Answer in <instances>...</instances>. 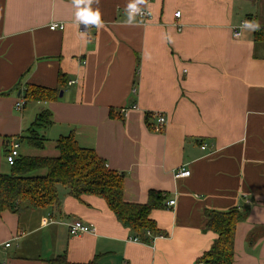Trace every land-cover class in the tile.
Wrapping results in <instances>:
<instances>
[{"label":"crops","instance_id":"obj_1","mask_svg":"<svg viewBox=\"0 0 264 264\" xmlns=\"http://www.w3.org/2000/svg\"><path fill=\"white\" fill-rule=\"evenodd\" d=\"M128 3H93L104 25L97 29L76 21L72 0H0V174L7 144L49 110L41 153L53 156L36 157H57L55 142L73 135L124 175L127 202L146 204L152 190L167 196L151 214L167 235L137 242L103 199L78 201L58 186V208L0 213V264L62 255L71 263L196 264L216 238L205 212L230 210L243 215L233 264H264V40L242 30L234 37L245 20L264 33V0H147L152 19L133 24ZM59 74L66 84L56 100L15 110L29 85L58 89ZM155 113L168 120L161 133L152 130ZM186 166L191 175L175 178ZM74 221L94 233L70 236Z\"/></svg>","mask_w":264,"mask_h":264},{"label":"trees","instance_id":"obj_2","mask_svg":"<svg viewBox=\"0 0 264 264\" xmlns=\"http://www.w3.org/2000/svg\"><path fill=\"white\" fill-rule=\"evenodd\" d=\"M263 36V31L255 32L256 40H264ZM65 84L64 75L59 74L58 89L29 85L21 98L25 105L54 101ZM17 89L18 87L14 90ZM52 125V113L49 110L42 111L33 124L17 137L20 145L29 149L44 150L49 140L43 132ZM55 145L57 157L20 154L10 167V173L0 174V213L9 211L19 214L27 209L58 208L61 205L58 186H63L68 189L69 195L78 201H81L83 196L103 199L119 223L130 230L137 242L150 244L154 238L166 237L167 234L163 233L151 218L153 211L166 207L167 196L164 193L152 190L146 204L129 203L124 197V175L110 169L95 150L79 146L73 135L59 138ZM205 217L206 228L216 238L210 250L201 256L196 264H233L236 228L243 220V215L238 210L224 213L206 211ZM49 262L100 264L98 256L88 263H71L66 255L58 256Z\"/></svg>","mask_w":264,"mask_h":264},{"label":"built area","instance_id":"obj_3","mask_svg":"<svg viewBox=\"0 0 264 264\" xmlns=\"http://www.w3.org/2000/svg\"><path fill=\"white\" fill-rule=\"evenodd\" d=\"M180 16H181L180 12H177L175 14L176 18H180ZM136 17L143 20L144 22H147V21L152 19V13L149 10L143 8V14L137 15ZM64 28H65L64 24H57V23H53L50 27V29L52 31H58V30L62 31V30H64ZM241 30L242 29L239 26V28L237 30H235V32H234V37L239 38L241 36ZM73 83L74 82H70V84H73ZM24 105H25L24 100H19L15 104V110L20 112L23 109ZM122 112L123 113L126 112V109H123ZM155 119H156V124L152 128L153 131L157 132V133L162 132L168 124V120H167L166 116L162 113H155ZM20 147H21V145H20L18 139H14L11 143L7 144L8 155H7L6 159H7V163L9 166L14 165L15 161L20 156ZM205 149H206V147L203 146L202 150H205ZM190 174L191 173H190L188 167L186 166V167H183L177 171L175 178L179 179L181 177H189ZM175 204H176V201H169L168 202L169 207H172ZM68 230H69V234L71 236H79L81 234L94 233L95 228L92 225H86V224L82 223L81 221H74V222H71L70 224H68ZM160 238H163V237H160ZM5 246L10 247V244L7 243ZM199 264H202V263H199Z\"/></svg>","mask_w":264,"mask_h":264},{"label":"clouds","instance_id":"obj_4","mask_svg":"<svg viewBox=\"0 0 264 264\" xmlns=\"http://www.w3.org/2000/svg\"><path fill=\"white\" fill-rule=\"evenodd\" d=\"M100 0H72V4L76 9L75 18L76 21L81 24L83 23L86 28L95 26L97 29L102 28L103 21L101 19V13L99 9H92V4H99ZM142 6H148L147 0H129L126 6L127 23H135L137 15L143 14ZM242 31L257 32L261 29L259 21H248L245 20L240 25Z\"/></svg>","mask_w":264,"mask_h":264},{"label":"rangeland","instance_id":"obj_5","mask_svg":"<svg viewBox=\"0 0 264 264\" xmlns=\"http://www.w3.org/2000/svg\"><path fill=\"white\" fill-rule=\"evenodd\" d=\"M20 100H22V99H20ZM25 150H27V148L25 146H22L21 149H20V152L22 154H24V155H27L28 151L27 152H24ZM30 153L31 154H34V156H42V155L53 156V155H50V153H44V152L41 153V151L34 150V149H30ZM3 173H6V174H9L10 173V168H9V166L7 164L5 165V170L3 171Z\"/></svg>","mask_w":264,"mask_h":264},{"label":"bare ground","instance_id":"obj_6","mask_svg":"<svg viewBox=\"0 0 264 264\" xmlns=\"http://www.w3.org/2000/svg\"><path fill=\"white\" fill-rule=\"evenodd\" d=\"M22 100H23V99H22ZM23 108H24V107H23ZM21 111H22V110H21ZM21 111H20V112H21ZM154 116H155V115H154ZM152 128H153V127H152ZM152 130H153V129H152ZM156 133H157V132H156ZM159 133H161V132H159ZM20 149H21V147H20ZM20 154H21V152H20ZM7 155H8V152H7ZM6 157H7V156H6ZM6 161H7V159H6ZM7 164H8V163H7ZM10 167H11V166H10ZM181 168H183V167H181ZM181 168H180V169H181ZM180 169H178V170H180ZM178 170H177V171H178ZM177 171H176V173H177ZM176 173H175V175H176ZM190 175H191V174H190ZM181 178H186V177H181ZM167 206H168V203H167ZM70 236H71V235H70ZM7 248H8V247H7Z\"/></svg>","mask_w":264,"mask_h":264},{"label":"water","instance_id":"obj_7","mask_svg":"<svg viewBox=\"0 0 264 264\" xmlns=\"http://www.w3.org/2000/svg\"><path fill=\"white\" fill-rule=\"evenodd\" d=\"M62 94H63V93L61 92V93H60V96H62ZM19 96H20V93H19Z\"/></svg>","mask_w":264,"mask_h":264}]
</instances>
